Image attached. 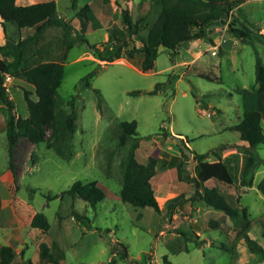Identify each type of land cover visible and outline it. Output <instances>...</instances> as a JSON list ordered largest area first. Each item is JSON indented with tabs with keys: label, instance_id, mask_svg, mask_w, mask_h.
Segmentation results:
<instances>
[{
	"label": "rangeland",
	"instance_id": "obj_1",
	"mask_svg": "<svg viewBox=\"0 0 264 264\" xmlns=\"http://www.w3.org/2000/svg\"><path fill=\"white\" fill-rule=\"evenodd\" d=\"M55 2L58 15L69 21L73 34L79 29V9L85 4L92 7L101 26L85 33L90 44L107 40L112 31L140 46L160 10L156 0ZM122 8L130 11L133 21L142 17L138 32L132 36L126 34ZM263 19L264 0H245L232 10L231 20L246 28L252 42L242 41L220 24L219 32L224 31L221 45L209 49L210 44L201 38L193 49L182 45L175 54L160 46L154 67L146 72L138 67L141 54L126 62L120 58L105 62L86 42L73 44L61 60L63 74L57 88L60 98L75 97L71 154L64 158L45 142L35 144L19 137L13 156L15 176L8 165L6 108L0 100V245L13 247V263L25 264L29 258L33 264H125L111 249L120 242L132 258L142 262L166 264V255L170 264H264V254L250 251L244 240L247 233L264 248V191L258 187L264 178V141L249 153L247 142L232 128L245 111L257 109L264 130V95L255 83V51L264 63V34L258 33ZM61 31L60 27H50L37 42L28 44L27 61L61 59ZM26 33L15 25L5 31L0 27V44L15 42ZM213 37L219 40V34ZM111 48L110 42L101 46L105 54ZM12 54L0 49V58L12 59ZM12 82L15 85L8 86V96L13 110L15 115H25L22 88L34 97L33 87L23 79L7 76L6 84ZM157 82L163 83L161 90L148 93ZM133 90L140 93L131 94ZM131 120H135L139 136L137 160L145 163L151 156L158 160L150 179L158 212L150 206L134 207L119 197L120 160L130 142L118 143L117 125ZM162 125L173 134H181L193 152L226 163L233 183L209 180L206 184L218 187L232 206H245L247 217L231 218L205 201L191 198V183L176 175L180 156L176 140L156 134ZM50 133L46 127L48 137ZM195 164L191 155L186 165L191 174ZM242 179L251 183L241 185ZM75 180H95L104 198L91 206L78 196L62 194ZM56 193L59 195L47 198V194ZM180 193L184 201L169 211L168 199ZM74 209L84 217L78 220ZM36 211L46 215L48 231L30 226ZM40 242L47 244L56 261L41 259Z\"/></svg>",
	"mask_w": 264,
	"mask_h": 264
},
{
	"label": "trees",
	"instance_id": "obj_2",
	"mask_svg": "<svg viewBox=\"0 0 264 264\" xmlns=\"http://www.w3.org/2000/svg\"><path fill=\"white\" fill-rule=\"evenodd\" d=\"M104 3L110 0H102ZM116 1V0H115ZM160 6L157 17L149 27L146 36L141 39V45L135 46L124 37L116 36L109 32L107 40L101 43H88L85 33L91 29L101 26L89 4L82 6L77 17L79 29L73 34L72 26L68 20L60 17L57 13L55 0L37 1L28 4H17L15 0H0V25L5 31L6 24L15 25L18 29H26L25 35L12 43L0 44V49L11 51L12 59L0 58V100L6 108L5 136L8 153V165L15 176L13 164L14 148L19 137H26L33 143L45 142L48 147H53L55 152L64 158L71 154V138L75 129V97L69 99L60 98L57 88L60 85L63 74L62 58L65 52L77 42H86L93 50L94 55L105 62H111L116 58L133 59L141 54L138 67L141 71H149L154 67L159 47L177 53L183 43L192 40L210 37L212 26L225 24L229 31L242 41H250L246 28L237 25L231 20L232 10L245 0H156ZM121 14L126 27V34L132 36L139 30L140 17L133 21L130 11L122 8ZM50 26H59L63 31L62 44L64 53L59 60H44L29 63L25 57V49L30 43L37 42L44 31ZM106 42H110L112 48L106 54L101 49ZM221 51V49H220ZM255 59V83L257 91L264 95V63L257 51ZM208 77L207 74H201ZM23 79L33 87L31 91L23 87V99L26 104L25 115H15L14 104L8 96V85L6 77ZM86 76L85 79H88ZM172 79H170L171 81ZM89 84L88 82H86ZM12 82V87H14ZM163 83L157 82L148 93L154 94L161 90ZM131 94L140 93L139 90L130 91ZM261 113L257 109H249L243 113L241 120L232 126L238 132L239 139L246 141V151L252 150L264 141V130L261 125ZM46 127L51 129L49 137L46 135ZM118 143L125 145L130 142L126 154L120 160L121 187L119 197L123 202L130 203L134 207H152L156 212L160 210L159 202L154 194L150 183L155 174L157 158L149 157L145 163L136 158V150L139 147V136L136 131L135 120L118 122ZM166 139L168 137L176 140L179 151V161L176 164V175L179 180L191 183L194 188L191 198L201 199L208 205L220 209L231 218L240 215L248 216L247 208L239 209L229 204L225 196L215 185H207L209 180L219 181L226 184L233 183L232 174L222 159L210 161L206 159V153L193 152L188 141L179 133H171L164 125L160 126L157 133ZM196 160L194 173L187 169L190 156ZM244 179L241 185H248ZM264 191V178L258 185ZM70 194L73 198L80 197L89 205L95 206L101 201L105 193L95 180H75L69 189L62 192ZM59 194H47V198H53ZM184 201L182 193L176 194L168 199L167 207L171 211L175 206ZM74 216L80 220L82 216L77 210H73ZM30 226L39 228L43 232L48 231L49 222L42 211H36L30 219ZM244 240L250 251L264 254V248L244 233ZM111 249L119 256L125 264H156L154 262H142L132 258L126 246L117 242ZM39 255L42 260L56 261L54 255L49 252L45 242L38 245ZM16 252L9 244L0 245V264H14ZM166 264H170L167 256H163ZM25 264H33L29 258ZM110 264H113L110 261Z\"/></svg>",
	"mask_w": 264,
	"mask_h": 264
},
{
	"label": "crops",
	"instance_id": "obj_3",
	"mask_svg": "<svg viewBox=\"0 0 264 264\" xmlns=\"http://www.w3.org/2000/svg\"><path fill=\"white\" fill-rule=\"evenodd\" d=\"M15 2L17 3V4H28L27 2H29V1H25V0H15ZM34 2V1H33ZM37 2V1H36ZM11 25H13V24H10V23H7L6 24V27H9V26H11ZM221 25L220 24H216V25H213L212 26V31L210 32V37H202L203 39H205L210 45L208 46V48L209 49H212L213 47H216V46H219V45H221V43H222V41H224V39L222 38L223 37V33H224V31H223V33H220L219 32V30H218V28L220 27ZM0 27H1V30H2V26L0 25ZM50 27H59V26H50ZM50 27H48V28H50ZM47 28V29H48ZM61 28V27H60ZM46 29V30H47ZM45 30V31H46ZM214 33H217V34H219V40H216L214 37H213V34ZM63 36V31H61V37ZM107 39V38H106ZM199 39H201V38H198V39H195V40H192V41H190V42H186V43H183L182 45H188L187 46V49H193L194 48V45H197L196 44V42L199 40ZM181 45V46H182ZM201 52L202 51H200L198 54H201ZM117 59V58H116ZM120 59H122V60H124L125 62H126V58H123V57H121ZM183 62V61H182ZM8 86H9V88H13L12 87V83H9L8 84ZM5 130V129H4Z\"/></svg>",
	"mask_w": 264,
	"mask_h": 264
},
{
	"label": "built area",
	"instance_id": "obj_4",
	"mask_svg": "<svg viewBox=\"0 0 264 264\" xmlns=\"http://www.w3.org/2000/svg\"><path fill=\"white\" fill-rule=\"evenodd\" d=\"M258 33L264 34V19L261 20V23H260V26H259V29H258ZM205 113L207 115H211V112L210 111H206Z\"/></svg>",
	"mask_w": 264,
	"mask_h": 264
}]
</instances>
